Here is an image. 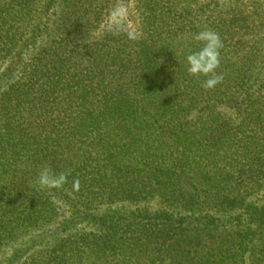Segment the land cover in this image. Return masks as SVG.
Here are the masks:
<instances>
[{
    "label": "trees",
    "instance_id": "obj_1",
    "mask_svg": "<svg viewBox=\"0 0 264 264\" xmlns=\"http://www.w3.org/2000/svg\"><path fill=\"white\" fill-rule=\"evenodd\" d=\"M0 264H264V0H0Z\"/></svg>",
    "mask_w": 264,
    "mask_h": 264
},
{
    "label": "clouds",
    "instance_id": "obj_2",
    "mask_svg": "<svg viewBox=\"0 0 264 264\" xmlns=\"http://www.w3.org/2000/svg\"><path fill=\"white\" fill-rule=\"evenodd\" d=\"M122 14L121 11L114 15L119 16ZM128 38L134 40L136 36L134 33L129 32ZM193 39L200 42L202 46L198 50L191 51L186 55L187 72L193 77H207L202 87L206 89L214 88L223 80L222 74L216 73V70L220 66V49L223 46L221 38L217 32L205 29L195 34ZM65 180V175L61 174L54 177L47 168H43L38 177V183L46 187H59Z\"/></svg>",
    "mask_w": 264,
    "mask_h": 264
}]
</instances>
